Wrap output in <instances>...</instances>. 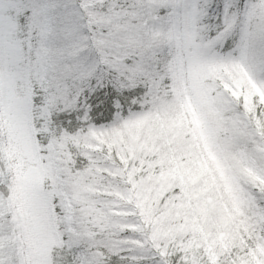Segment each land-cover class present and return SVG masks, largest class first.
Wrapping results in <instances>:
<instances>
[{"label":"snow or ice","instance_id":"obj_1","mask_svg":"<svg viewBox=\"0 0 264 264\" xmlns=\"http://www.w3.org/2000/svg\"><path fill=\"white\" fill-rule=\"evenodd\" d=\"M0 264H264V0H0Z\"/></svg>","mask_w":264,"mask_h":264}]
</instances>
